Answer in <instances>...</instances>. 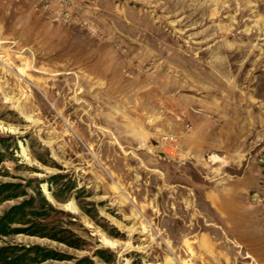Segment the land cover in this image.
I'll return each mask as SVG.
<instances>
[{
  "label": "rangeland",
  "instance_id": "obj_1",
  "mask_svg": "<svg viewBox=\"0 0 264 264\" xmlns=\"http://www.w3.org/2000/svg\"><path fill=\"white\" fill-rule=\"evenodd\" d=\"M0 264H264V0H0Z\"/></svg>",
  "mask_w": 264,
  "mask_h": 264
}]
</instances>
